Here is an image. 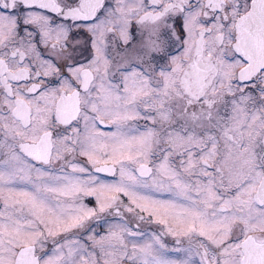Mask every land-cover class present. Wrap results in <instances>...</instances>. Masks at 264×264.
Masks as SVG:
<instances>
[{
	"label": "snow or ice",
	"instance_id": "snow-or-ice-1",
	"mask_svg": "<svg viewBox=\"0 0 264 264\" xmlns=\"http://www.w3.org/2000/svg\"><path fill=\"white\" fill-rule=\"evenodd\" d=\"M0 264H264V0H0Z\"/></svg>",
	"mask_w": 264,
	"mask_h": 264
}]
</instances>
